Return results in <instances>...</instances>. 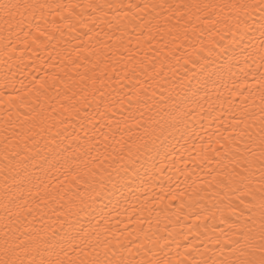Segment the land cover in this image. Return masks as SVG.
Here are the masks:
<instances>
[{"label": "snow or ice", "instance_id": "6c2138e0", "mask_svg": "<svg viewBox=\"0 0 264 264\" xmlns=\"http://www.w3.org/2000/svg\"><path fill=\"white\" fill-rule=\"evenodd\" d=\"M0 45V264H264V0H0Z\"/></svg>", "mask_w": 264, "mask_h": 264}, {"label": "bare ground", "instance_id": "6f19581e", "mask_svg": "<svg viewBox=\"0 0 264 264\" xmlns=\"http://www.w3.org/2000/svg\"><path fill=\"white\" fill-rule=\"evenodd\" d=\"M67 2V0H65ZM51 19V17H49ZM57 37L59 36V33H55ZM52 44H55V40L51 41L48 45L49 49H51ZM17 50L15 53H10L12 56V59L9 60V63L15 64L17 61V58L20 57L21 52H23L24 62L30 63V58L33 57L34 53L33 51L28 48L23 42L17 44L16 46ZM39 55L46 56V52H41L40 50H37ZM6 59L4 56V53L2 51V45H0V70H2V62ZM178 201L173 202V211L175 210L176 205L178 204ZM214 201L211 198H206L202 201H200L197 204H194L191 208H185L182 218L179 222V224L176 226V232H183L188 233L189 227L192 225H201L202 227L199 229L200 231H203L205 229L211 230V228L216 227L217 229L225 227V225L220 224L219 222V214L217 213L215 219L212 217V212L214 209L212 208V204ZM196 214H200L202 219L196 220ZM183 216H187V219H183ZM173 219L175 220V217L173 216ZM191 235H189V239H191Z\"/></svg>", "mask_w": 264, "mask_h": 264}]
</instances>
